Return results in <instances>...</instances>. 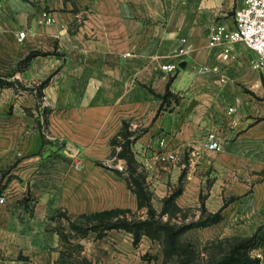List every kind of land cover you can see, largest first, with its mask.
Listing matches in <instances>:
<instances>
[{
    "label": "crops",
    "instance_id": "1",
    "mask_svg": "<svg viewBox=\"0 0 264 264\" xmlns=\"http://www.w3.org/2000/svg\"><path fill=\"white\" fill-rule=\"evenodd\" d=\"M242 3L0 0V75L18 82L0 85V196L6 197L0 202V264H161L144 257L150 241L163 259L161 241L146 235L150 239L135 244L131 232L118 228L102 237L93 231L73 236L88 262L62 260L68 257L56 228L60 210L76 218L138 208L126 178L101 164L114 157L112 138L125 124L158 210L179 188L175 203L183 210L196 207L200 216L202 205L222 209L220 221L194 227L207 238L258 229L264 74L252 67L253 52L244 42L232 43L224 60L223 47L208 39L212 22L234 26ZM21 30L26 35L19 40ZM183 44L188 51L179 54ZM175 61L183 65L174 72L161 66ZM201 65H218L221 72L199 70ZM213 129L221 149L204 145ZM162 150L178 157L154 159Z\"/></svg>",
    "mask_w": 264,
    "mask_h": 264
},
{
    "label": "trees",
    "instance_id": "2",
    "mask_svg": "<svg viewBox=\"0 0 264 264\" xmlns=\"http://www.w3.org/2000/svg\"><path fill=\"white\" fill-rule=\"evenodd\" d=\"M35 53L37 52H32L28 55L23 63H26ZM16 82V80H9L0 75V85H14ZM37 94L41 97V90H38ZM118 134L125 138V141L122 143L123 148L118 153V156L127 159L128 173L125 174L118 168H112L104 163L101 164L111 168L116 174L126 178L129 187L137 195L138 210H145V213L138 214L131 207H114L91 213H82L76 218L70 216L67 211L63 209L59 211V214H64L67 217L70 229L74 232V236L82 237L93 231L96 233L97 237H102L109 229H125L133 234L135 244L139 243L144 235H148L152 239L160 240L163 244V264H167L169 261L171 262L174 256L179 260V264H198L195 262L196 256L193 255L196 249L193 248V243L183 239V234L190 228L205 226L220 221L223 218L222 209L211 212L207 210L206 206L202 205V214L198 219L180 223L172 221L171 217L173 213L171 214V206L169 205L172 204L176 209H181L175 203V198L180 189L178 188L168 195L164 199V206L161 210H158L153 204V192L147 182V174L138 175L136 173L138 160L131 146V140L128 138L130 132L126 129V124ZM46 139L45 133H43V141L45 142ZM116 142H118V139L116 137L112 138L113 146H115ZM4 172H6L5 169L2 170V174ZM164 214H168L169 218L164 220ZM204 214L205 216L203 217ZM262 228H264V226L258 227L253 234L244 236V241L240 240L236 244L234 243L229 251L224 253L221 257L208 262V264H250L249 261L242 256L241 250L246 249L250 241L259 236V232ZM59 232L62 238H67V234L61 230H59ZM62 260H69V258L63 256Z\"/></svg>",
    "mask_w": 264,
    "mask_h": 264
},
{
    "label": "rangeland",
    "instance_id": "3",
    "mask_svg": "<svg viewBox=\"0 0 264 264\" xmlns=\"http://www.w3.org/2000/svg\"><path fill=\"white\" fill-rule=\"evenodd\" d=\"M118 142H116L115 146L112 148V154L114 157L110 159V161L107 162V165L112 167V168H118L122 170L125 174L128 173V163L127 159L124 157H119L118 153L121 151L123 148V137L120 135L118 136ZM114 149V152H113ZM120 159L123 160V162H120ZM136 173L139 174H147L148 176V171L144 165H142L138 161V166ZM124 174V175H125ZM148 182V180H147ZM150 187V184H149ZM171 206V214L173 213V221L177 220H182L184 221H192L198 219L200 216H197V210L196 207L190 206L186 207L185 210L183 209H176L175 206L170 204ZM136 211L138 214L145 213V210H138L133 209ZM202 214V212L200 213ZM255 215H257L255 213ZM260 219L262 223L260 226H264V210L260 211L259 213ZM205 214L203 215V217ZM57 225L56 228L67 234V238H62L63 241V247H64V254L73 261L77 262H86L88 261L85 256H83V253L81 251V245L74 239V232L71 231L70 226H69V221L67 217L64 214H57ZM168 214L163 215V219L166 220L168 219ZM248 224V223H247ZM251 225V223H249ZM259 226V227H260ZM252 228V225H251ZM250 229V227L247 229V231ZM62 236V235H61ZM145 238H148V236L144 235ZM245 237H237V236H231V237H225V238H215V239H209L205 236V234H202V232L199 230V228H190L188 229L184 234H183V239L185 241H189L193 243V248L196 249L195 255V262L198 264H208V262L217 259L221 257L224 253L229 251L231 246L233 244L237 243L240 240H243ZM150 239V238H148ZM160 240H158L159 242ZM244 241V240H243ZM150 242V241H149ZM145 241V253L144 257L146 260L152 262L153 259H156L158 262H161L163 264V259L160 258V260L157 259V254L155 253L154 249L151 247V242L149 243ZM149 244V245H148ZM242 256H244L250 264H264V228H262L259 232V236L255 237L250 241L249 246L246 247V249L241 250ZM176 261V262H175ZM179 260L176 259V256L172 259V261L167 262V264H177ZM179 264V263H178Z\"/></svg>",
    "mask_w": 264,
    "mask_h": 264
},
{
    "label": "built area",
    "instance_id": "4",
    "mask_svg": "<svg viewBox=\"0 0 264 264\" xmlns=\"http://www.w3.org/2000/svg\"><path fill=\"white\" fill-rule=\"evenodd\" d=\"M51 20L50 17L47 18ZM26 35L25 30L19 32V40H22ZM208 39L211 45H221L222 58L228 60L231 57V44L242 41L253 52L251 61L252 67L258 69L264 74V0H243V3L235 9L234 26H229L224 21H214L208 27ZM182 41L186 42L187 38L183 37ZM188 51V46L183 44L178 49L179 54H184ZM162 68L168 72H174L180 67V62L163 63ZM213 69L221 72L218 65L210 67L209 65L199 66V70ZM222 81H226L227 77L222 76ZM236 102L229 106L228 112L233 113L236 109ZM235 119H233L234 121ZM161 146L166 145V137L160 139ZM204 145L211 149H221L223 142L217 130H209L204 139ZM195 154L200 152L199 149H192ZM176 152L167 150L159 151L155 154L154 159H176ZM6 197L0 196V202H5Z\"/></svg>",
    "mask_w": 264,
    "mask_h": 264
},
{
    "label": "water",
    "instance_id": "5",
    "mask_svg": "<svg viewBox=\"0 0 264 264\" xmlns=\"http://www.w3.org/2000/svg\"><path fill=\"white\" fill-rule=\"evenodd\" d=\"M180 65H183V63H182V64H180Z\"/></svg>",
    "mask_w": 264,
    "mask_h": 264
}]
</instances>
